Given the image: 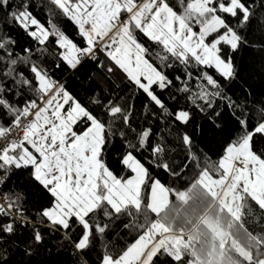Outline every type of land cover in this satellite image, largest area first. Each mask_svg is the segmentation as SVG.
I'll return each instance as SVG.
<instances>
[{
  "label": "snow or ice",
  "instance_id": "obj_1",
  "mask_svg": "<svg viewBox=\"0 0 264 264\" xmlns=\"http://www.w3.org/2000/svg\"><path fill=\"white\" fill-rule=\"evenodd\" d=\"M0 264H264V0H0Z\"/></svg>",
  "mask_w": 264,
  "mask_h": 264
}]
</instances>
